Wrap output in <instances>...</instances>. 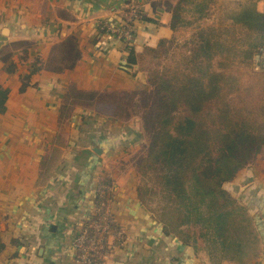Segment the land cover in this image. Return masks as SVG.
<instances>
[{"label": "crops", "instance_id": "1", "mask_svg": "<svg viewBox=\"0 0 264 264\" xmlns=\"http://www.w3.org/2000/svg\"><path fill=\"white\" fill-rule=\"evenodd\" d=\"M169 3L0 0V87L7 90L0 111V264H73L71 226L92 209L78 201L86 192L92 197L100 182L111 184L108 208L127 235L106 264H264V166L241 167L223 183L251 217L257 254L240 262L222 257L204 240H188L187 226L165 233L141 199L135 162L146 142L139 119L107 115L95 102L73 98V92L148 89L144 72L127 58L131 49L138 54L171 37ZM256 4L264 11V0ZM131 5L144 18L132 22L134 37L125 44L101 24L127 22ZM68 36L79 60L71 69H48L54 47Z\"/></svg>", "mask_w": 264, "mask_h": 264}, {"label": "trees", "instance_id": "2", "mask_svg": "<svg viewBox=\"0 0 264 264\" xmlns=\"http://www.w3.org/2000/svg\"><path fill=\"white\" fill-rule=\"evenodd\" d=\"M213 1L201 0V9L205 11ZM192 3L168 4L171 37L155 46L144 45L138 54L129 51L128 65H138L151 88L123 94L73 92V98L93 103L102 96L116 110L121 108L119 95L129 104L143 102L144 130L150 139L135 162L144 180L139 186L141 199L148 203V195L161 193L164 206L158 220L165 233L178 232L182 226L191 230L200 220L194 240L202 239L222 257L240 262L257 254L258 237L247 210L223 183L252 161L253 139L264 141V50L243 48L237 33L241 29L264 33V12L248 5L217 23L196 27L179 61L161 67L160 59L168 55L174 34L185 26L183 12ZM136 10L137 19H143L141 10ZM209 15L206 11L203 16ZM54 50L46 64L53 71L71 69L80 58L74 36ZM6 97L7 90L0 87V111Z\"/></svg>", "mask_w": 264, "mask_h": 264}, {"label": "rangeland", "instance_id": "3", "mask_svg": "<svg viewBox=\"0 0 264 264\" xmlns=\"http://www.w3.org/2000/svg\"><path fill=\"white\" fill-rule=\"evenodd\" d=\"M256 1L257 0H214L212 4L204 11L203 8L201 9V0H193L194 3L188 6L187 9L183 12L185 26L181 27L174 34L175 41L174 43H172L169 49L168 55L160 59V62L163 63L161 67H164L167 65L173 66V64L179 61V59L181 58V54L186 52L188 49V46L191 44L190 41L192 39L191 38L192 32L196 27H201V26L205 27L206 24L217 23L220 21V19L230 16L234 13L238 14L242 12L246 6L251 5L253 2L255 5ZM259 8L262 10L263 6L260 5ZM206 11L210 13V15L207 16V18L206 16H203ZM259 12H264V11H259ZM237 36L239 38V41H241L242 43L240 44V46H242L243 48H245L246 46L252 45V46H255L256 49L259 48V50L260 49L264 50V33H260L259 31H256V30L253 32H250L249 30L247 31L245 29H241L238 31ZM133 37H134V34H133ZM152 66L153 64L147 65V68L145 69L146 73H147V70ZM241 77L243 80H246L247 75L241 73ZM145 79H146V74H145ZM147 86L151 88L149 84H147ZM119 96H121L120 97L121 98L120 99L121 108L118 110H116L117 108L112 107V105L109 106L108 105L109 102L106 103L104 101L106 100V98H103L102 96L100 97V99L96 98V100H93V103L95 102V104H97L95 105L96 107H98L96 108V110L101 113H105L107 115H115V116H118V118L125 119V120H130L132 118L139 119L140 124H141L142 133L144 135V139L147 144L149 142L150 135L144 130L146 127L144 126V115L146 114V108L141 107L143 106L142 105L143 102L142 104L137 102V104L133 105V104H129L131 101H128V100L126 101V99L128 98H126L125 96L123 95H119ZM77 101H81V99ZM81 103H89L88 98H83ZM146 144H145L144 151H146ZM253 147H254L253 151L255 153V156L253 157L252 161L248 165L251 166L252 164H256V165L258 164L257 167L261 168L264 166V154L263 156H260V158L257 156V154L258 153L262 154L264 152V141L262 142L260 140L253 139ZM250 150H252L251 147H250ZM142 179L140 177V184L144 183L143 182L144 180ZM88 194H89L88 192L85 193L86 196H88ZM160 194L161 193H158L156 195L152 194V195H148L147 197L148 204H151V206L148 205L147 207L152 209L151 211H153L156 218H159L158 216H160L161 209L164 206V200L162 199ZM204 211H205V208L202 207L201 214H205ZM199 225H201L200 220L196 223V225H194L195 226L194 228L188 231V233L184 232L182 234H186L185 236H187V239L193 240V242L195 243L196 240H194V237H196V235L200 233ZM200 231H201V228H200Z\"/></svg>", "mask_w": 264, "mask_h": 264}, {"label": "built area", "instance_id": "4", "mask_svg": "<svg viewBox=\"0 0 264 264\" xmlns=\"http://www.w3.org/2000/svg\"><path fill=\"white\" fill-rule=\"evenodd\" d=\"M137 16L136 7L131 5L127 22L120 21L122 23L120 26L103 23L101 28L123 39L127 44L133 38L132 22L137 19ZM111 190V184L99 183L92 191V197L86 196L78 201L79 207L91 203L92 209L71 226L73 264H106L112 250L122 246L126 241V233L115 224L114 217L108 208L109 200L105 195Z\"/></svg>", "mask_w": 264, "mask_h": 264}, {"label": "water", "instance_id": "5", "mask_svg": "<svg viewBox=\"0 0 264 264\" xmlns=\"http://www.w3.org/2000/svg\"><path fill=\"white\" fill-rule=\"evenodd\" d=\"M52 229L54 228V226L51 227Z\"/></svg>", "mask_w": 264, "mask_h": 264}]
</instances>
